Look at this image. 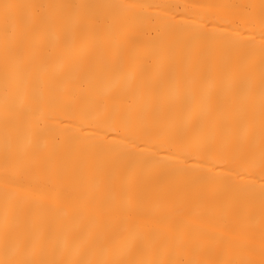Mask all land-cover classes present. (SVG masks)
Instances as JSON below:
<instances>
[{
    "label": "bare ground",
    "instance_id": "1",
    "mask_svg": "<svg viewBox=\"0 0 264 264\" xmlns=\"http://www.w3.org/2000/svg\"><path fill=\"white\" fill-rule=\"evenodd\" d=\"M0 264H264V0H0Z\"/></svg>",
    "mask_w": 264,
    "mask_h": 264
}]
</instances>
